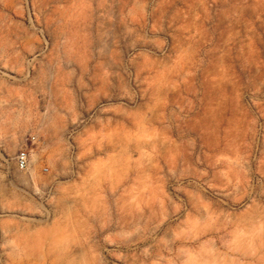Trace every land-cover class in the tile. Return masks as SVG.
<instances>
[{"label": "rangeland", "instance_id": "rangeland-1", "mask_svg": "<svg viewBox=\"0 0 264 264\" xmlns=\"http://www.w3.org/2000/svg\"><path fill=\"white\" fill-rule=\"evenodd\" d=\"M12 120L0 264H264V0H0Z\"/></svg>", "mask_w": 264, "mask_h": 264}, {"label": "crops", "instance_id": "crops-1", "mask_svg": "<svg viewBox=\"0 0 264 264\" xmlns=\"http://www.w3.org/2000/svg\"><path fill=\"white\" fill-rule=\"evenodd\" d=\"M12 121L13 127H11L10 130H8L7 132L0 128V147L4 146L6 137L10 138L11 143L16 145H19L22 142L24 130L21 127H17L14 120Z\"/></svg>", "mask_w": 264, "mask_h": 264}, {"label": "built area", "instance_id": "built-area-1", "mask_svg": "<svg viewBox=\"0 0 264 264\" xmlns=\"http://www.w3.org/2000/svg\"><path fill=\"white\" fill-rule=\"evenodd\" d=\"M30 141L33 143L36 141V137L34 135L30 136ZM30 151L27 145H24L15 155V164L16 167L20 170H25L29 166L30 162Z\"/></svg>", "mask_w": 264, "mask_h": 264}]
</instances>
